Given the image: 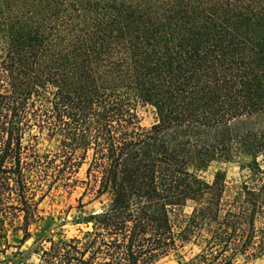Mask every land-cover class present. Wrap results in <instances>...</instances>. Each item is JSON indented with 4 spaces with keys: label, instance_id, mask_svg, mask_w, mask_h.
<instances>
[{
    "label": "trees",
    "instance_id": "obj_1",
    "mask_svg": "<svg viewBox=\"0 0 264 264\" xmlns=\"http://www.w3.org/2000/svg\"><path fill=\"white\" fill-rule=\"evenodd\" d=\"M214 161L245 173L207 180ZM43 183L100 207L37 264H154L191 240L185 264L264 255V0H0V235L31 236Z\"/></svg>",
    "mask_w": 264,
    "mask_h": 264
},
{
    "label": "rangeland",
    "instance_id": "obj_2",
    "mask_svg": "<svg viewBox=\"0 0 264 264\" xmlns=\"http://www.w3.org/2000/svg\"><path fill=\"white\" fill-rule=\"evenodd\" d=\"M141 122L149 126L155 119L154 111L150 108L142 109ZM258 120L257 117H243L232 123L234 129H241L250 126ZM58 143L57 137L48 138L45 135L39 138L38 149L46 151L55 149ZM247 160L241 158V162ZM222 169L226 173L227 183L231 184L240 179L245 170L240 168L237 161H214L204 171L203 176L207 180H212L214 172ZM85 165H83L78 175L84 177ZM49 188L44 192L43 199L39 205V213L43 218L39 223L32 224L31 236L23 241V231L20 229L8 230L0 235V264H37L40 261L38 249L40 248V238L49 236L53 238L69 239L80 236L86 226L81 222L92 211L100 207L99 199H92V190L86 183H77L69 190L58 183H43ZM85 192L84 195L82 193ZM82 196V197H81ZM189 209V207H187ZM200 241L191 240L177 253H169L157 259L154 264H185L201 249ZM264 255L260 257H240L237 264H263Z\"/></svg>",
    "mask_w": 264,
    "mask_h": 264
}]
</instances>
